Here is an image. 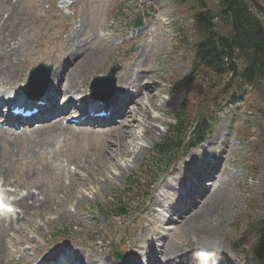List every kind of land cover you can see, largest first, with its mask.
I'll list each match as a JSON object with an SVG mask.
<instances>
[{
    "label": "rangeland",
    "instance_id": "obj_1",
    "mask_svg": "<svg viewBox=\"0 0 264 264\" xmlns=\"http://www.w3.org/2000/svg\"><path fill=\"white\" fill-rule=\"evenodd\" d=\"M72 1L74 0H66L68 4ZM77 1L80 9L79 12L82 15L84 23V30L86 31V41L91 39L94 35H98L101 24L103 25V22H106L108 16H112L115 19L113 20V27H115L116 30L119 28L116 27L115 23L117 24L119 21H123V23L131 25L135 19L140 17L139 14L141 8L145 12L146 7H154L161 14L169 17L171 21L174 20L175 16H177V26H180L181 31H184V37H182V40L181 38L180 40H177L176 37H173L170 41V50H160L154 54L151 53L149 56H147L146 52L141 63L142 65L149 66L157 71L156 79L160 81L158 83V87L153 85V88L155 92L159 93V95L158 99L152 101V106L149 107V118H154L153 127H151L149 131H146L150 126H148L147 122L140 121L141 124H139V126L132 132H134L133 137L137 138L136 145H146L148 143L151 144L152 142H155L166 130L171 119L172 111L179 105L186 102V88L191 86L190 88H192V92H195L193 91V87H195L196 84H193L190 76L188 77L187 75L192 63V49L190 42L195 34L194 28L190 24V15L188 18L186 17V13L188 11L186 8L189 6L186 5L185 8L184 6L176 4L172 0H126L124 2L121 0H95L98 3H95V5L91 8V6L87 4V1L89 0ZM206 1L210 5L212 4L211 0ZM8 2L9 3L0 0V23L5 20V24L8 26V29L5 31L7 38L15 41L18 37H20L24 41L19 57V65L16 67V83L9 86V88L5 90L13 93L18 90V85L24 82L27 70L31 66L36 65L40 61L53 63V49L59 43V36L61 32L66 33L70 30V28L66 30L65 27L68 16L72 14V11L65 6L62 10L57 12L52 7L50 0H9ZM13 4H15L14 9L12 7ZM35 5L36 8L38 7L37 9L35 8ZM67 10H69V13L68 15H65L63 11ZM96 10L98 11V16H92L91 13ZM186 20L189 22L185 28L184 24ZM156 27V22H154L150 30L153 32V29ZM158 32L159 30L156 28V30L152 33L151 38H146L145 41L149 42L148 39H151L154 42V47H156L158 43V46L161 45L162 43L160 37L158 36ZM116 41L115 47L112 45L108 46L106 44L99 47L101 44H98L96 41L79 50L77 57L73 61H76L77 59L80 61V69L78 67L79 70L78 72L77 70L75 71L77 73L74 74V76L78 77V84L80 88L84 90V93L90 78L92 79L93 76L100 71L101 72L99 74H102V71H104L106 66L112 61L111 59L116 54L115 48L120 45L121 42L120 40ZM136 42L138 41L133 43ZM168 44L169 41L166 38L165 47H167ZM125 46V50H122L121 52L123 57L137 49V45L134 46L132 42H129ZM138 52L141 53L140 51ZM96 69L98 70L95 71ZM206 77L209 82L215 81L214 77L209 74L206 75ZM116 86L119 87L117 83ZM218 88L213 90L211 93H216ZM116 92H118V90H116ZM192 92L191 97L194 95H192ZM209 94L210 89L205 91V95ZM171 96L178 97V101L176 103L167 104V107L161 106L165 105V99ZM144 97L145 96H143L142 99ZM193 98H197L198 101L202 100L199 96ZM255 105L259 107L257 101H255ZM262 106V110H264V100L262 102ZM186 110L190 113V115L194 113V109L191 107L186 108ZM149 121L151 120L149 119ZM219 121L221 120H212V132L214 136H219L224 131V127L222 124H219ZM261 121V125L264 126V118H261ZM251 131L253 130L251 129ZM119 132H121V130H115L112 133L104 132L107 134H105V139L100 143L102 151H98L97 147L92 146L89 150L91 153L89 158L88 155H86L84 148V146H86V142L83 140L81 141L83 145L79 146L83 150V158L85 160L88 158L90 161L86 163V166L95 169L86 172V170L82 167V165H85V162L82 161L80 165V173L71 181V187L70 179L66 176L67 167L64 166H61L64 177V184L62 187L60 185V180L58 182L53 181L52 188L51 183H48L51 180V177L58 176L55 171L53 172L54 169H57V165L54 164L53 160V158L56 157H52L50 154L45 155L40 153L35 157L26 156L23 158L26 153L25 150L18 163H15L8 171L9 179L18 180V177H20L21 174L25 175L31 182L33 181L45 189L46 201L41 207H38L32 215H29L25 220L19 222L22 224L25 223L24 229L16 228L13 234L11 231L9 232L12 234L10 237L8 233H6L5 236L0 237V239L4 238L5 242L3 244L7 246L4 256L0 259V264H25L27 262H32L38 257L42 258L51 255L53 256L58 251L56 249H59L65 244L63 241L55 242L51 240L53 243L48 241V238L54 239V236L58 235L56 233L58 228H60L59 224L64 223L66 225H81V221L86 219L84 217H87L90 213L89 211H92L94 203L98 202L103 205H110L107 195L111 194L109 193L111 190L120 189L121 180L124 176L123 174L129 172L125 166L130 162H124L120 158L121 154L123 159L127 158L129 155L128 147L124 148V145L129 144L131 145L130 151H136V146L132 142V138L129 135L122 133L120 136L114 137V135ZM239 133L241 135L243 134L242 131H239ZM67 138L68 136L66 135L63 137V141L68 144L67 146H77L70 145V141ZM255 140L256 137L251 136L249 151H247L248 154L244 159L245 163L243 162L241 166L239 165L241 157L239 152H237L231 154V161L230 163H227V167H225V170H228L230 169L229 165H231L234 171L228 175V182H226L224 190L225 192L227 191L226 195H222L223 200L220 202V206L215 208L216 214L213 216V222L217 223L215 229H213L210 233H207L206 231L199 232V230L196 229L195 233L191 232L190 234L184 235L186 238V244L185 249H182V252L188 253L190 258H204L212 253H219L223 255L229 253L230 251L234 252L231 248L240 246L243 242L241 229L244 221L246 224L247 219H255L258 217V214H261L262 202H260V198L261 187L264 182V153L257 145H251ZM232 143L233 145L241 147V143L236 137L235 139H232ZM107 144L108 147H106ZM205 144L206 142L202 145L205 146ZM262 145L264 147V142ZM65 146L66 145H63L62 150ZM192 151L195 152V149H189L186 154H189ZM235 151L240 150L237 148ZM62 153L64 154V152ZM111 153L112 157L110 155ZM146 153L147 151L145 150V152L142 153V156ZM98 155L101 156V160ZM142 156H140L141 159L143 158ZM64 157L65 156H61V159H66V157ZM1 161L2 157L0 156V166L3 165V161ZM56 162L59 163V161ZM197 162L200 163L198 167H201L202 162L200 158H195L191 165L188 162L183 164L179 175L183 176V173L188 172L189 168L195 166ZM220 162L221 160L218 161V166ZM132 163L137 166L139 161ZM84 173L89 179L90 190H86L85 188L87 186L82 185L79 186V189L75 190L77 179H79V176ZM224 176L225 175L217 177L215 179V183L217 179H222ZM165 178H168V175L164 174L159 177L154 182L151 192L153 190L156 191L160 185V180H165ZM243 178L244 180L241 182ZM0 179H2L1 175ZM82 183L84 184L85 182L83 181ZM80 189L83 190V195L78 192ZM56 194L58 196L63 194L64 197L67 198L68 203H64L62 200L55 198ZM158 196L162 198L160 194H158ZM176 198L177 196L175 193L165 192L163 201L166 206V210L168 211L167 215L173 216L175 214L173 211L177 210V206L174 204ZM191 210L193 209L189 206L188 212ZM191 214H195V211ZM235 215L238 216L235 217ZM119 220L120 219L117 218L115 219V216H111L108 220V224L117 225ZM237 223L238 225H236ZM92 225L85 229L88 230V232L94 230ZM81 227V230H83L82 225ZM72 230H67V232L71 231L69 236L74 233ZM236 230L239 235L237 237L234 236L233 239L228 242V236ZM78 231L79 234L77 238L80 241H83V232L80 230ZM168 236L175 242H181V240L177 239L174 235ZM227 248H229L230 251ZM2 249L3 247L0 248V253L2 252ZM206 249H209L211 252H208ZM196 250H199L200 252H196ZM21 254L26 255L27 261L20 257ZM136 257H139V260L142 259L141 251L140 254L134 253L130 255V259L133 262L137 261ZM246 263L254 264L248 262Z\"/></svg>",
    "mask_w": 264,
    "mask_h": 264
},
{
    "label": "bare ground",
    "instance_id": "obj_2",
    "mask_svg": "<svg viewBox=\"0 0 264 264\" xmlns=\"http://www.w3.org/2000/svg\"><path fill=\"white\" fill-rule=\"evenodd\" d=\"M95 3H98L95 1ZM98 11H96V15ZM82 19H79V25L77 21L75 22L73 30L68 35V40L64 44L58 46L54 49L56 57V68L53 70V80L56 83V79L60 76L64 81L63 93L71 94L78 90L74 72L79 66V62H75L70 68H66L64 65V59H72L79 52L80 47H84L88 44H91V41H86L85 34L86 31L83 29L84 24H82ZM3 27V25H2ZM109 29V25H106ZM100 30H103V26ZM114 30V29H111ZM104 31V30H103ZM120 31L118 30L116 34L110 32L105 36H100L93 41H97L99 45L104 44L110 46L114 44V40L119 37ZM145 35H151L148 29L145 27L141 32V37ZM108 36L109 41L103 40L104 37ZM161 38L160 48L162 50H169L166 45V33L161 31L159 34ZM95 38V37H94ZM92 41V42H93ZM23 39L19 38L16 41H11L7 38L4 29L0 27V94L5 90L6 87L12 86L16 83L17 74L16 67L19 65V57L23 47ZM151 44V42H150ZM143 47V44H141ZM149 52H152L150 50ZM126 61H129V64L124 66L121 73L119 74V82L121 86H125L127 89H130L129 92L122 94L114 101H112L107 109L108 114L105 118L103 117H91L86 114L87 107L81 112L78 118V122L90 124V125H102L106 123H112L108 128L104 130L95 129L90 131L88 134L84 132L75 133L71 127H67L68 135H79L84 136L87 140L90 139V136L98 137L103 132H109L112 130H121V132L116 133L114 137L120 136V134L129 135L132 138V142L136 146L135 140L136 137H133L134 132H132L136 127L139 126L140 121L148 123L150 126L146 131H149L153 127L154 118H149V107L152 106V101L158 99V92L154 91L153 85L158 87L160 80L156 79V70H138L139 65V56L135 52L132 56H127ZM69 63V61H67ZM132 66H135L132 68ZM96 69L95 71H97ZM56 79H55V78ZM170 82V81H168ZM155 86V87H156ZM190 86L186 88L189 90ZM185 90V91H186ZM55 88L47 92L43 98V103L39 105V113L37 117V124L31 127H28L31 122L30 119H22L19 116H11L9 113L6 114L4 122L7 127L0 126V156L2 157L3 165L2 170H0L1 175L4 176V181L10 183L14 187V191L18 190L19 186L27 188V183L22 182V179L10 180L8 171L11 168L12 164L18 163L22 154L25 152L30 156H35L39 153L47 154L50 153L52 157H59L62 152H64L68 159L74 162L75 167H78L82 163L83 153L81 150L66 146L62 150V145H64L63 140H58V137L61 134V129L64 128L61 124L62 118L56 116L55 114L62 109L55 105L54 96L56 94ZM145 96L143 99L142 97ZM189 97V96H188ZM3 100V99H2ZM164 101L165 106L169 103H176L178 97L171 96ZM131 102V107L128 111L122 109L124 102ZM71 102L70 98H67L64 104H69ZM55 115V116H54ZM64 115V114H63ZM62 115V116H63ZM149 119L151 121H149ZM115 121V122H114ZM15 125H26L19 129L18 132L14 133L12 127ZM132 143V144H133ZM68 145V144H67ZM111 146V145H109ZM126 146V147H125ZM108 147V144L106 145ZM128 147V159H123L120 155V158L125 162L135 161L141 154L143 148L142 146H136V151H130L131 145H124V148ZM119 150V149H118ZM98 151H102L101 146L98 147ZM112 157V153L110 154ZM101 160V156H99ZM114 159V158H113ZM116 159V158H115ZM68 160V161H69ZM1 161V162H2ZM69 161V162H70ZM87 159L85 160V165H82L83 169L86 168ZM61 166L57 165V168ZM89 167V166H88ZM62 172V168L59 170V174ZM174 178H176L174 176ZM53 181L58 182L59 179L56 177L55 180H50L48 183H51V188L53 186ZM174 183V182H173ZM173 183L165 182L163 186L165 188L170 187ZM223 183L220 182L208 195L204 198V202L200 205L199 210L196 211L194 215H191L188 218V224H180L179 230L184 234L195 233V230L203 232L204 230L207 233H210L215 229L217 223L213 222L214 213H216L215 208L220 206V202L223 200L222 195H226V192L223 190ZM7 195H13L12 192L5 191ZM52 196V195H51ZM222 197V198H221ZM221 198V199H220ZM31 202H28V200ZM220 200V201H219ZM46 201V195L42 194V197L38 199L37 196L33 193L26 192L23 196H17L16 200L13 199V204L16 207H19L22 213V217L26 214H33L36 208L41 207ZM161 205L160 199L157 196H152L147 204V209L145 210L146 224L150 225L152 228L150 235H157L159 224L167 220V217L162 216L159 210H155L154 207ZM215 205V206H214ZM5 219H0V236L6 234L7 228L14 229L16 221L9 220L6 226H3ZM194 224H198L194 226ZM19 228H24V224H17ZM131 227L136 228L137 224L134 223ZM157 241V252L161 253L163 259H170L175 254V249L169 240H165L162 236H158L154 239ZM128 243L130 246L137 243L135 235L132 233L128 237ZM3 247L2 245L0 248ZM4 249V248H3ZM0 253V259L4 256V250ZM79 254L85 259V264H99L101 254H94L93 252L86 253L84 249H79ZM59 262L57 264H82L77 261L78 257L75 258V253L72 251H65L59 254ZM104 264H109L108 260H105ZM204 264H224L220 262H205Z\"/></svg>",
    "mask_w": 264,
    "mask_h": 264
},
{
    "label": "trees",
    "instance_id": "obj_3",
    "mask_svg": "<svg viewBox=\"0 0 264 264\" xmlns=\"http://www.w3.org/2000/svg\"><path fill=\"white\" fill-rule=\"evenodd\" d=\"M180 1L195 4L193 49L197 64L216 75L240 71L241 77L264 80V0H213V9L206 0ZM204 122L202 119L195 124L192 137L200 136L204 131ZM188 127L177 121L175 134L159 146L161 157L167 156V152L176 146L174 143L182 141V133H186ZM253 229L261 248L264 246V215L255 222Z\"/></svg>",
    "mask_w": 264,
    "mask_h": 264
}]
</instances>
